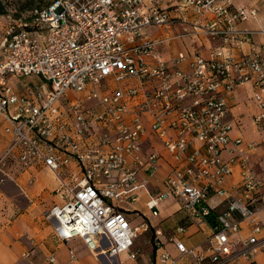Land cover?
I'll return each mask as SVG.
<instances>
[{"label":"built area","instance_id":"built-area-1","mask_svg":"<svg viewBox=\"0 0 264 264\" xmlns=\"http://www.w3.org/2000/svg\"><path fill=\"white\" fill-rule=\"evenodd\" d=\"M230 5L231 0H51L32 10L29 27L6 14L0 76L37 75L53 87L18 94L0 79V117L11 135L0 166L19 148L21 162H42L57 172L56 191L65 202L47 216H55L68 237H82L96 254L119 257L130 250L150 225L132 226L125 206L155 180L164 190L151 193L149 209L157 215L172 195L190 222L171 236L179 255L161 250L155 264H257L264 252L263 181L248 153L258 144L233 136L227 113L233 91L251 82L259 108L254 121L264 122V43L254 44L250 54L234 53L233 46L242 47L255 33L236 22L256 17L257 9L232 11ZM179 25L175 38L204 34L221 45L209 56L195 48L165 59L159 51L163 38L143 39L149 26ZM71 90L82 96L71 97ZM151 135L172 156L163 180L159 154L144 151ZM230 143L234 149L226 160ZM73 160L76 170L58 171ZM235 164L242 191L227 196L224 183ZM212 192L227 197L219 212L208 203ZM205 223L210 225L203 246H188L182 235ZM155 233L160 248L162 232ZM46 264H57L55 255Z\"/></svg>","mask_w":264,"mask_h":264},{"label":"crops","instance_id":"crops-1","mask_svg":"<svg viewBox=\"0 0 264 264\" xmlns=\"http://www.w3.org/2000/svg\"><path fill=\"white\" fill-rule=\"evenodd\" d=\"M242 7L256 8L257 15L237 21L236 25L238 28L250 29L255 33L252 34L251 41L244 43L242 47L233 46L232 50L236 54H250L255 50L254 44L264 43V0H231L232 11ZM182 29L181 25L172 30L149 26L148 34L143 39L163 38L164 43L159 45V51L161 57L165 59L180 51L190 52L195 48L200 49L203 55L209 56L221 45L220 40H212L204 34L186 33L182 37L175 38L173 35ZM1 78L18 94H33L42 88L53 87L37 75L7 74L0 76ZM255 92L251 82L237 87L230 96L227 119L233 123V136H243L245 141H254L258 144L248 153V157L251 166L262 178L261 204H264V122L257 125L254 121L255 114L259 112L255 104ZM5 125L6 121L0 117V154L11 142V135L5 131ZM144 149V151L154 150L159 154L158 177L163 180L171 168L170 152L158 137L152 135L145 140ZM228 149H234V145L230 143L223 152L226 160L231 157ZM18 151L19 148H15L5 164L0 166V264H46V258L50 254L55 255L57 264H120V260L121 264H155L156 255L161 250H167L173 256L179 255L175 243L171 241V236L177 226L190 224L182 209V202L169 195L159 204L157 216L152 215L148 207L151 193L164 190L162 181L151 180L149 191L142 189L135 204L125 206L126 215L132 226H139L144 222L150 225L148 230L142 231L135 238L136 240L142 237L143 247H137L134 240L130 250L119 257L96 254L89 249L82 237H68L60 228L55 216H47L52 206H62L65 202L64 196L56 191L60 184L57 172L42 162L31 165L21 162ZM63 169L76 170L77 162L73 160L68 166L60 167L58 171ZM233 169L234 172L224 183L227 196L242 191L240 167L235 164ZM145 175V171L140 172L141 179ZM226 195L213 192L210 194L208 203L213 207L214 212L224 208ZM259 216L264 221V209L259 211ZM149 217L150 220L147 219ZM211 220L212 218L210 222ZM209 225V223L201 226L191 225L182 235L184 242L188 246H203ZM156 230L162 232L159 236L162 244L160 248L155 243ZM248 233L249 229L243 224L242 234ZM72 252L75 254L74 259H71ZM132 252H137L136 258L130 257ZM257 264H264V252L258 254Z\"/></svg>","mask_w":264,"mask_h":264},{"label":"rangeland","instance_id":"rangeland-1","mask_svg":"<svg viewBox=\"0 0 264 264\" xmlns=\"http://www.w3.org/2000/svg\"><path fill=\"white\" fill-rule=\"evenodd\" d=\"M0 1L5 10L4 14H0V29H2L7 24V17H6L7 13L11 12L12 16L14 17V19H16L17 23L19 25H24L28 22L29 23L31 22L32 9L40 8L46 5L51 0H0ZM70 94H74L77 97L82 96L80 93H74L72 90L70 91ZM94 103H95L94 100H91V101H87L84 105L87 107L93 105ZM151 214L154 216L158 215V214L155 215L152 211ZM147 219L150 220V217ZM135 242L137 247H143L144 245L142 237H140V239H136ZM117 261H118V257H117Z\"/></svg>","mask_w":264,"mask_h":264},{"label":"trees","instance_id":"trees-1","mask_svg":"<svg viewBox=\"0 0 264 264\" xmlns=\"http://www.w3.org/2000/svg\"><path fill=\"white\" fill-rule=\"evenodd\" d=\"M4 13H5V10H4V7L0 1V14H4ZM24 27H29V23L24 24Z\"/></svg>","mask_w":264,"mask_h":264}]
</instances>
